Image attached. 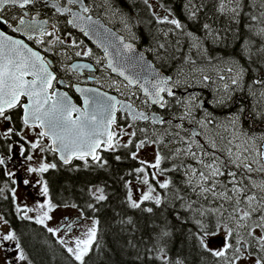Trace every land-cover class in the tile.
I'll list each match as a JSON object with an SVG mask.
<instances>
[{
	"label": "trees",
	"instance_id": "16d2710c",
	"mask_svg": "<svg viewBox=\"0 0 264 264\" xmlns=\"http://www.w3.org/2000/svg\"><path fill=\"white\" fill-rule=\"evenodd\" d=\"M142 1L127 5L125 0H112L121 10L128 12L131 22L135 17L138 25L136 43L140 49L148 53L154 64L170 77L178 78L181 73L185 74L186 70H190L188 67L204 70L209 68L205 63L211 60L209 57L222 56L235 60L247 70L244 86L236 88L233 96L230 99H223L224 103L218 107L224 113L228 112L227 114H235L244 108L247 114H252L249 117L250 122L258 121L264 124V121L255 116V113L260 111L255 109L253 103L256 97L249 96L248 101L245 99L248 97L246 93L248 85H253L252 81L260 79L259 76L264 74V48L259 49L261 52L255 49L264 45V31L261 29L263 27L258 26L264 25L262 22L264 17L260 16L261 12H264V0H241L242 15L238 22L230 11L221 14L218 10L220 0H191V4L189 0H156L160 16L149 11L151 10L149 2L145 4L144 0ZM185 5H188V8ZM232 7H235L234 3L230 6L226 3V8ZM189 8L198 9L195 19L190 17ZM169 11L172 14L170 18L180 20L182 29H176L167 23H157L156 18L168 15ZM251 16H257L258 20L252 21ZM205 24L209 25V29H204ZM247 25H252L251 30ZM257 28H260V31H257ZM166 29L169 30L167 35ZM188 33L198 38L199 47H192L195 42ZM160 45L164 47L161 48ZM254 53H258L259 57L255 58ZM189 57L196 61V66L186 63ZM183 64L187 68L182 66ZM197 78L199 82L204 83L203 76L199 75ZM195 85L202 84L196 82ZM200 95L201 98L206 97L204 99L209 108L211 96H203L201 93ZM239 96L244 99L236 102ZM181 108L179 103L173 104V108L166 112L170 115ZM244 113L239 121L240 134L243 136L258 134L261 128L249 126L247 119H244ZM12 114L15 121L20 123V109H14ZM131 153L130 148L123 146L119 153L115 149L105 152L102 157L103 163L88 161L63 164L55 161L56 167L45 172L47 198L50 202L58 206L75 205L85 217L93 218L97 222L96 240L84 257V264H163L160 259L161 249L170 264H177V261H181L182 264H230V249L226 251L224 257H216L199 244L197 235L202 234L200 225H204L209 232L218 233L224 226L223 218L220 217L216 205L217 211L214 212L212 206H206L202 202L192 204L190 195H194V191L183 179L184 172H169L172 183L168 192L158 188L161 193L159 205L155 201H143L139 208L130 206L127 185L129 181L134 180L135 170L142 165L138 159H133ZM117 156L121 157L119 161L116 160ZM230 170L238 172L235 166ZM243 177L248 182L246 186L252 184L250 176ZM252 177L256 178L254 175ZM260 177L264 180V175ZM177 178H180V182L175 187L174 182ZM6 180L0 172V185ZM241 183L244 185V180L239 182L238 186H242ZM226 186H229L228 182ZM94 188L103 190L104 200L95 199ZM227 190L230 191L229 188ZM0 204V210L10 222L29 264H80L43 224L18 216L11 196L1 198ZM148 208L152 211H146ZM245 223L248 228L247 232L244 230L243 237L256 243L254 237L248 236V231L257 224L256 213ZM230 228L232 229V226ZM235 228L233 232H241L242 228ZM259 230L261 232V229ZM165 232L168 235L165 236ZM208 239L212 243L211 236ZM232 240L233 237H230L229 241ZM210 244L209 248L212 247ZM256 248L255 255L261 257L263 251L258 244Z\"/></svg>",
	"mask_w": 264,
	"mask_h": 264
},
{
	"label": "snow or ice",
	"instance_id": "6c2138e0",
	"mask_svg": "<svg viewBox=\"0 0 264 264\" xmlns=\"http://www.w3.org/2000/svg\"><path fill=\"white\" fill-rule=\"evenodd\" d=\"M145 4L148 3V0H144ZM35 3V0H0V8H4L5 5H10L13 7L18 6L20 10H25L26 7L31 6ZM227 4H235V7L230 9L226 8ZM80 5L79 11H73L72 7H62L59 4H55V10L57 13L63 15L67 13L71 18L68 19V24L73 25V27H79L85 35H88L90 31L95 28L96 22L92 19L90 15H86L90 12V9L84 6L81 0H67V5ZM191 4V0H189ZM151 7V5H149ZM188 8V5H185ZM190 17L195 19L198 9L193 10L189 8ZM221 14H224L226 11H230L233 14V17L239 21V17L242 15V5L241 0H220L219 9ZM171 12L169 11L168 15L163 17H157V23L159 24H170L173 25L176 29H182L183 25L180 20L176 18H170ZM28 16L27 11H23V15L18 19L17 26H13L8 23V20L3 16H0V24L6 25L11 28L13 32H25L28 39H32V33L39 32L41 35L53 36L54 33H49L44 27L47 24V21H38L36 17H32L30 20L25 19ZM261 17H264V12H261ZM252 21H257V16H251ZM264 22V21H262ZM204 29H209V25L205 24ZM251 30L252 25H247ZM55 28V25H53ZM264 31V30H262ZM192 37L193 43L192 47H199V40L192 33H188ZM58 43H64L59 36L55 37ZM37 43H42L43 41H36ZM73 47H81L77 45L75 41L72 42ZM123 47L126 51H133L132 45L123 44ZM161 48L164 45H160ZM76 56H90L91 50L88 51H77ZM209 59H211L209 57ZM100 61L97 60V63ZM186 63H191L192 65L196 64V61L191 57L187 58ZM79 67V66H72ZM108 67H112L113 71L117 69L112 66L111 61H109ZM233 67H229L227 71L229 73L233 72ZM202 71V69H200ZM246 69L243 67L238 68L236 75L231 78V85L234 86L231 90L226 84L224 90L235 91L236 88H242L244 86V76ZM124 75L123 72L120 73ZM264 75V74H262ZM57 79L53 71L49 69V63L40 55L38 51H34L23 40L13 39L12 36L6 35L3 30H0V120L5 122L11 121V116L8 115L10 110L13 109H22L21 121L26 128H40L41 131L38 133L39 137H47L51 140V144L46 147L51 151H59L61 153V159L65 164L69 163L70 158L75 156L78 159H84L87 156H91L94 160H99L100 157L96 154L97 149L104 147L105 150L114 149L115 146L119 145V140L117 139V133L111 131V125L115 123L114 113L118 110L116 105L119 104L121 109H126L128 113L132 116L134 120H155V117H150L143 112L136 113L131 104H124L121 101H117L115 97H107L106 100H101L99 98H92L91 104L89 98H85L84 104L85 108L81 110L77 108L71 100L68 98L67 93H61L53 89V81ZM203 81L207 82L211 78L207 75L203 76ZM220 80H225L226 77L223 75L219 76ZM154 83L152 84L151 90L145 88V93L149 96V99L153 104H158L161 108L168 106L169 101L165 99L161 93H166L168 97H175V92L173 91L172 85L175 83L172 77H155ZM133 83V81H129ZM254 85H260L264 88V79H256L252 81ZM251 90L252 85H248ZM79 91H93L92 89H77ZM252 95L255 96V91H252ZM260 97L264 99V90L260 92ZM231 97L229 96L228 99ZM217 103H224L223 99L217 100ZM184 109L183 114L179 119L184 120L186 118L192 117L193 108L200 106L199 97L191 96L184 100L177 101ZM246 110L244 108L239 109V111L233 114L231 119V124L235 125L238 121L243 118V113ZM73 113H76L75 118H73ZM210 114H206V117ZM252 115V114H250ZM260 120L264 121V111H258L255 113ZM161 123H171V121L161 120ZM201 127H207L212 124L213 121L208 118L201 119L198 121ZM132 127V125H128ZM176 128H182V125H175ZM9 134H15L24 139L21 132L16 131L13 127H6V131L3 133L4 137L7 138ZM120 134L135 136V132L125 133L124 129H120ZM179 135V133H177ZM199 135V133H196ZM264 139V135L260 137ZM184 141V137H180ZM132 143V140H129V144ZM187 148L185 150L186 155H190L196 158L198 164H201L204 168L209 169V172L199 171L195 168L191 169V176L188 178V184H192V177H195L197 174L200 177V183L197 184V187L200 189L201 193H208L211 188L206 186L209 181H211L212 188L216 185V177L227 176L229 178L228 183L232 185L230 191L233 193L244 192L245 189L238 186L236 181L237 173L229 169V164L234 165L235 167H244L248 172L253 171L251 164L243 163V160L240 156H237V160H241L240 164H236L235 161L231 160L232 150L229 148V159L224 160L221 157L216 155V151H219L216 140L212 139L208 142L210 148L213 150L209 152L204 145L198 144L196 140H191V142L185 141ZM229 144L232 143L231 140L228 141ZM145 144V141H140L135 145L137 151L142 148ZM193 145H197L202 156L197 157V152L193 151ZM128 147V144L123 145ZM11 147V146H10ZM40 147V142L31 143L32 149H37ZM41 151H44V147H40ZM180 149H177L179 152ZM247 151V149H245ZM21 153L23 154V147L21 146ZM258 155L262 160H264V150L259 151ZM133 159L136 158V152L132 153ZM28 160H32L31 155L26 157ZM204 158H211L210 161ZM120 156L116 157V160L119 161ZM246 159V158H245ZM162 157L159 153L156 155L155 163L148 164L150 168L158 170V174L162 175L165 171L160 168ZM259 163V161H254ZM4 160L0 159V164H3ZM146 161H141V164H146ZM55 164L41 163L38 168L29 167V172L44 173L49 168H55ZM261 171H264V165H261ZM137 173H143L144 178L142 183L148 185V191L143 193L141 196V201L137 202L132 199L131 190H129L128 200L132 208H139L142 201H147L154 199L157 205L160 204V199L158 196L154 197L152 195L155 192V188L149 184L147 179V173L145 172L144 167L137 168L135 170ZM153 179H156V174L153 175ZM25 184H28L29 181L25 180ZM159 187L162 189H167L170 186V180H164L158 182ZM14 191V190H13ZM195 191V189H194ZM42 194L46 197L48 195V188L45 184L41 188ZM93 195L97 201H102L105 199L102 189H97ZM222 198L227 200H232V196H226L225 193L219 194ZM205 198H207L205 196ZM264 199V198H262ZM257 200L255 195L246 196L247 209L241 208L242 203L240 198L235 200V205L233 209V219L236 220L237 228L247 227L246 223H240L241 221H247L252 218L253 214L257 211H260V223L255 225V228L261 229V233L258 237L254 236V231L249 230L248 236L254 237L256 243L259 245L261 251H264V210L257 209L253 206L252 202ZM55 205L51 204L50 201L45 200L44 203L39 204L37 209L25 208L24 209V219H30L27 215L28 212L39 210L42 215L35 217V222L37 224H43L45 220L51 219L49 213L54 209ZM75 207V205H73ZM91 207V205H89ZM44 209H47L46 211ZM17 211H20L18 208ZM146 211L151 212L152 209L148 208ZM0 220H3V217H0ZM6 223V221H5ZM96 221L93 220L92 226L87 229L82 237L75 238V248L68 247L67 251L72 254L75 260L79 261L80 264H84V257L89 253L92 248L96 236L97 229L95 227ZM199 224L200 222L197 221ZM71 227V225H69ZM202 234L197 235L199 244L207 251H210L212 255L216 257H224L226 251L233 247L229 242V238L233 236V230L231 228H226V236L223 241V246L219 250H213L209 248L211 241L208 239L210 236H216V232H209L204 225H200ZM50 233L55 234L58 229L48 228ZM164 235H168L167 232ZM0 241H15L16 248L20 249V253L17 257L18 260H26V256L21 249L20 243L17 239V236L14 232L9 231L4 234H0ZM63 243V241H61ZM241 241L237 240V244H240ZM162 255L160 259L163 261V264H170L167 257L163 255V249L160 250ZM236 255L231 261V264H236V261L241 259L243 246L235 248ZM177 264H182L181 261H177ZM255 264H264V257L257 259Z\"/></svg>",
	"mask_w": 264,
	"mask_h": 264
},
{
	"label": "rangeland",
	"instance_id": "374dc122",
	"mask_svg": "<svg viewBox=\"0 0 264 264\" xmlns=\"http://www.w3.org/2000/svg\"><path fill=\"white\" fill-rule=\"evenodd\" d=\"M142 0H140L141 2ZM156 0H148V2L151 4V10H149L152 13L159 15V10L156 7ZM143 2V1H142ZM109 4L108 0H105L102 2L103 5ZM230 6L231 4H227ZM261 16V14H260ZM125 17L130 18L129 15L125 14ZM163 17V15L161 16ZM109 19L111 20L112 23L117 22L114 17L112 18L109 14ZM124 24H120L117 26V28L120 30L122 34L127 36L130 39H135L137 38L136 31L132 30V27L126 22L125 20L123 21ZM135 26H137V23L135 22ZM259 27L262 30L264 29L263 24H258ZM160 31L162 32V29L159 28ZM158 30V29H157ZM156 30V31H157ZM260 31V28H257V31ZM169 33V30H165V34L167 35ZM163 34V33H162ZM263 45V44H262ZM261 46V45H260ZM253 47L258 51L263 47ZM260 51V50H259ZM261 52V51H260ZM218 56H215L211 58V60H207L205 63L209 66L207 69H202L200 71V68L196 69L194 67H188L190 70H186L181 76L175 77L176 81L180 85H190L192 83H199L202 85H199L198 87L201 89L200 93L203 94V96H211L210 100H220V99H226L229 96L232 97L234 91H228L226 92L224 90V86L227 84L229 86V89L231 90L234 86L231 85V78L236 75V71L238 68L243 67L240 63H236L235 60L233 59H218ZM232 60V61H230ZM184 66V64L182 65ZM196 66V64L194 65ZM207 66V67H208ZM240 66V67H239ZM187 68V66H184ZM229 67H233V72L229 73L227 69ZM194 68V69H193ZM245 69V68H244ZM247 71V70H246ZM200 76L207 75L211 79L207 82L204 81V83L199 82L198 78ZM223 75L226 77L225 80H220L219 76ZM260 79H264L263 76H259ZM195 80V81H193ZM197 86V85H195ZM249 88V87H248ZM248 97L245 99L248 101L249 96L256 97L254 100V106L255 109H259L262 111L264 109V99L260 97V92L264 90L260 85H252L251 90L246 89ZM252 91H255L256 95H252ZM199 93V94H200ZM259 95V97H258ZM191 96H197V95H189L186 94L185 96L177 97L174 99L173 104H178L177 101L179 100H184L188 97ZM199 99L201 98V95H199ZM206 97H202L201 99H204ZM242 97H238V100L236 102H239L240 100L244 99ZM261 98V99H260ZM209 98H207L208 100ZM206 100V99H205ZM211 102L210 106L212 109H215L220 105L221 103H216ZM176 102V103H175ZM173 104L171 107V103L168 105V110L173 108ZM224 109V108H223ZM216 113H219L217 117L213 116L211 111L208 110V108H203V107H197L193 108L192 110V117L186 118L184 120L179 119V117L183 114L184 109L181 108L180 111L174 112L169 115V121L171 123H166L165 125L158 126L157 124H152L151 128L148 125L142 124V123H130L129 125H132V127L128 126H123L119 127L117 126L115 129H113L114 132L117 133V139L119 140V145L115 146L114 149L117 147L123 146L125 144H128V148L131 149L132 153L136 152V158L138 161H146L147 163L144 165H141V167H144L145 172L148 174L147 179L149 181V184L152 185L153 188H155V192L152 193L154 197L158 196L159 199L161 197V193L158 188L159 183L164 180H170L172 176L169 175V172H177L180 171L181 173L184 172V177L183 179L187 182L189 176H191V169L195 168L199 171H204V168L199 169V165L202 166L201 164L194 165L189 164L188 167H185L182 163H178L177 160L182 159L180 157H175V154L183 155L184 159L183 162L186 160L187 155L185 154V151H183V148L186 143L185 141L191 142V140H196L198 144L204 145V147L210 152L213 151L208 142L211 141L212 139L216 140L217 146L219 151H216V155L221 157L224 160L229 159V153L228 150L231 148L232 154H231V160L235 161L236 164H240L241 160H237L236 157L240 156L243 160V163L246 164H251L253 171L248 172L244 169V167H239L236 169L238 170L236 176V181L239 183L244 180V185L239 186L240 188L245 189L244 192L241 193H233L232 191H228L227 189H231L232 185L229 183V186L227 187V182L229 180L228 177L226 178H219L216 180V185L214 188H212L211 181L206 185L211 188V190L208 193H201L200 189L197 187V184L200 183V177L197 174L195 177H192V184L187 185L194 191V195H190V199L192 201V204H198L199 202H202L206 206H212L214 208V212L219 210L220 217L223 218L224 226L220 228L216 236H211V239L213 240L210 246L213 250H219L223 246V241L226 236V228H230L232 226V230L236 229L237 227L236 220L233 219V209L236 207L235 205V200L237 198H240L242 203L240 205L241 208L247 209V202H246V196L248 195H255L257 197V200L253 201L252 204L254 207L257 209H262L264 210V180L260 175H264V171H261V165H264L262 163V160L260 156L258 155L260 151V145L264 139H261L260 137L264 135V124H260L258 121H252L250 122V115L247 114L246 112L244 113V119H247V124L249 126H253L256 128H261L258 132V134L251 135L249 134L248 136H243L240 133L239 130V121L235 124H231V119L233 118V114H230V116L227 113H224L221 108L215 109ZM206 114H210L206 117ZM208 118L214 119L213 123L208 125L207 127H201L198 121L201 119ZM168 121V120H167ZM180 124L182 125V128H176L175 125ZM188 125L190 124H195V128H198L201 131V135L193 136L191 131L188 128ZM245 127V126H244ZM123 128L125 133H131L135 132V136L131 135H124L120 134V129ZM247 128V125H246ZM256 129H252V131H255ZM6 131V126L3 120H0V133L3 134ZM38 128H26L24 127L21 131V135H23L25 141L28 143V147L26 145L21 143V145L18 146V148L21 149V146L23 147V154L20 157L22 159V167L18 168V166H13L12 164H9V166H6L5 168V173L7 174V180L0 186L2 190L6 191L8 190L14 199L15 203V208L16 210L19 208L20 214L24 217V209L25 208H33L37 209V206L39 204L44 203L46 199H44V195L41 192V188L43 187V180L41 178V173L37 172H29L28 169L29 167L32 168H38L41 163H47L43 151L40 150V147H44L43 143L40 142V137L38 136L39 133ZM179 133V135H177ZM180 137H184V141L180 139ZM201 138V140H199ZM129 140H133L132 144H129ZM231 140L232 143L229 144L228 141ZM40 142V147L37 149H32L31 148V143L33 142ZM140 141H145V144L142 148H140L138 151L135 147L137 143ZM170 141V142H169ZM178 142L179 145H178ZM25 148H28V155L25 154ZM172 152V154L169 152ZM177 149H180L179 152H177ZM247 149V151H245ZM199 154L197 157H201L202 154L197 150ZM131 153V155H132ZM159 153L162 157L161 160V165L160 168L164 169L165 171L163 172L162 175L158 174V170L154 168H150L147 165L148 164H154L156 155ZM31 155L33 157L32 160H28L26 157ZM26 156V157H25ZM172 156V157H171ZM17 156H11L9 158V162L12 163L15 161L14 159ZM246 158V159H245ZM208 159V158H204ZM180 161V160H179ZM254 161H259V163H256ZM234 167V165L229 164V167ZM209 172L210 170L207 169ZM207 173V172H206ZM156 174V179H153V175ZM245 176H250V180L252 182L251 185L246 186L248 182H246ZM254 175L256 178L254 179L252 177ZM144 178L143 173H137L134 178V180L129 181L127 185V196L129 194V190H131L132 194V199L140 202L141 201V196L143 193H146L148 191V185H145L142 183V180ZM27 180L29 181L28 184H25L24 181ZM172 183V180H170ZM180 182V178H177V181L174 182V186H178ZM170 183V184H171ZM226 184V185H225ZM99 188H94L93 193ZM162 189V188H161ZM168 189H163L164 192H168ZM14 190V191H13ZM191 190V191H192ZM225 193L226 196H232V200H227L226 198H222L219 194L220 193ZM191 193V192H189ZM198 193V194H195ZM205 196L207 198H205ZM47 198V197H46ZM203 200V201H202ZM147 201H155L154 199L147 200ZM143 202V201H142ZM201 203V204H202ZM217 206V210L215 209ZM210 208V207H209ZM45 211L47 209H44ZM259 212V214L257 213ZM256 212V220L257 224L260 223V219L258 216H260L261 212L257 211ZM27 215L30 217V220L35 221V217L38 215H42V213L39 210L36 211H31L28 212ZM49 216L51 219L45 220L43 225L48 229V228H53V229H58L55 234H53L58 240L63 241V244L66 248L68 247H73L75 248V238L76 237H82L83 234L87 231L89 227L92 226L93 218H88L83 215L80 209H78L76 206L73 207V205L70 206H55L54 209L49 213ZM73 218L74 216L78 217V221H75L74 229L72 232H68L66 229H59L60 224L65 221V217ZM81 219H80V218ZM246 221H241L240 223H245ZM96 227V225H95ZM247 227H242L241 232L238 233L237 231L233 232V240L229 241L233 247L230 248V253H231V258L230 260L232 261L236 255L235 248L236 247H241L243 246V252L241 259L236 261V264H255V261L257 259H260L261 257H264V251L261 253V257H257L255 254L257 252V243L250 242L251 240H248L247 238L243 237V232L246 230L247 232ZM252 230L254 231V236H259L260 235V230L258 228L253 227ZM9 231H12L8 224L5 223L4 220H0V234L7 233ZM216 238V239H215ZM218 238H221L220 240ZM237 240H240L241 243L237 244ZM4 243H7L10 247L7 248L5 251L3 249ZM16 242L15 241H0V264H12L10 263V258L6 257L8 255V252L11 251V249L15 250L14 253V258L15 261L13 264H29V262L26 260L20 261L17 259L20 249H17L15 246ZM252 244V245H251ZM13 257V255H11ZM231 264V262H230Z\"/></svg>",
	"mask_w": 264,
	"mask_h": 264
},
{
	"label": "flooded vegetation",
	"instance_id": "af4514ba",
	"mask_svg": "<svg viewBox=\"0 0 264 264\" xmlns=\"http://www.w3.org/2000/svg\"><path fill=\"white\" fill-rule=\"evenodd\" d=\"M103 1L105 0H81L82 4L90 9V12L87 13L86 15H90L91 17H94V18H100L105 24H107L108 26H110L111 28L119 32L120 34L122 33L117 28V26L120 24H124L123 22L124 20L128 22V24L132 27L133 31L138 32L137 30L138 25L135 26V17L133 18L134 20H132L131 22L130 18L125 17V14L129 15L128 12L121 10V8L117 6V4L115 5L114 2H112V0H108L109 4L107 3V5H103L102 4ZM135 2L140 3V0H125V3L127 5H132ZM57 3L59 4V6H62V7H72L73 11H79L80 9L79 4L67 5V0H35V3L31 6L26 7L25 10H20L18 6L13 7L10 5H5L4 8H0V16H3L5 19H7L8 23L13 26H17L18 19L20 18V16L23 15V11L28 12V16L25 17V19L30 20L32 17H36L38 21H47V24L49 27L47 31L49 33H54L53 36L41 35L38 32V34L32 35V39H28V37H26L22 33L13 32L11 28L3 24H0V30H3L7 35H10L12 37L23 39L24 42H26L32 48L36 49L37 51L41 53L42 57L49 63L50 69L54 72V74L57 77V79L53 81L52 90L62 89L66 91L73 98L74 103L80 106L81 99L74 92V89H73L74 85L77 84L81 86L98 87L100 89H104V91L106 90L108 92L114 93L120 99H124V100L131 102L136 108L140 110H144L148 112L159 111L161 115H164L166 119V120L164 119L165 121L169 120V117H168L169 115H167L168 113L166 112V110H168L169 105L162 109L156 108L155 105L150 104L147 101V99L144 98L140 94L137 87L129 86L124 81H122V79L113 75L111 71L106 67V59L104 58L102 52L91 43V41L83 34L82 31L77 30L71 24H68L67 14L64 13L63 15H61L60 13L56 12L54 5ZM109 14L112 18L114 17V19L117 22L112 23L111 20L109 19ZM53 25H55V28H53ZM56 36H59L62 40H64V43L62 44L58 43L55 39ZM125 38L135 42V39H130L127 36H125ZM38 40L43 41V42L37 43L36 41ZM73 41H75L77 45H81V47L71 46ZM88 50H91L92 54L90 56H84V55L76 56L75 54L77 51L83 52V51H88ZM253 56L257 58L259 57V54L254 53ZM217 58L225 59V57H222V56H218ZM97 60H99L100 62L97 63ZM73 63L74 65L79 66V67H75V68L72 67ZM174 85H175L176 90L182 87L190 88L192 89V91L186 92V94L197 95L198 97H200L199 93L201 89L198 86H195L194 84L180 85V84H176L175 82ZM186 94H184L183 96H185ZM180 95L181 94L179 92L177 91L175 92V98L181 97ZM175 98L166 97L165 99L169 101V103H171L172 105ZM211 102H214V100L211 101L209 99L208 110L211 111L213 116L217 117L219 113H216L215 109L219 107L212 109L210 106ZM13 110L9 111L8 115H10L12 119L9 122L4 121L5 126L13 127L16 131L21 132L22 129L25 127L22 124V121L20 118L22 115V109H20V114H19L20 123L15 121V117L12 114ZM228 115L230 116V114ZM212 120L214 121L213 118ZM134 122L138 123L137 121H133L127 115L126 112L118 111L116 114L115 123L112 124V131L117 126L119 127L128 126L130 123H134ZM142 123H146L151 128L152 123H150L149 120L144 121ZM163 125H165V123ZM158 126H162V125H158ZM187 126L189 130L191 131H192V126L197 127V125L195 124H190V125L187 124ZM38 129L39 131H41L40 128ZM196 129L198 130V133L201 135V131L198 128ZM193 131H195V129H193ZM199 140H201V138ZM40 142L43 143L44 145L45 150L43 151V155H44L46 162H48V164H54L55 161L60 162V160L57 157V154L54 151H51L46 147L47 145L51 144L50 140L47 137H40ZM21 143H23L25 147L26 145L28 147L27 141H25V139H21L20 136L15 135V134H9V136L5 138L4 135L0 133V159L4 160V163L0 164V172L3 173L4 179H7V174L5 173L6 166H9V164H12L13 166H18V168L22 167V159H20V157L22 156V153H21V149L18 148V146L21 145ZM179 143L180 142H178V145ZM122 148L123 146L117 147L115 151L119 153ZM186 148H187V144L184 145L183 151H185ZM197 150H198L197 145H193V151H196L198 155L199 152ZM107 151H112V149L105 150L104 147H101L100 149L97 150L96 154L100 157L99 160L90 159L89 157H85L84 159H78L74 157L70 163L88 162V161H99L103 163L102 157H104V154ZM169 152L172 154L170 149H169ZM25 154L28 155V148H25L24 155ZM11 156H17L14 159L15 161H13L12 163L9 162V158ZM175 157L182 158V159H179L180 161L179 160L177 161L181 165L183 163L185 167H188L189 164H192V163L194 165H197L196 158L190 155H187V158L184 162H183V159H184L183 155L175 154ZM208 159H211V158H208ZM44 175H45V172L41 173L40 175L44 182L43 186L46 184ZM219 178H222V177H216L214 179L218 180ZM6 196L12 197V194L8 190L4 191L2 190V188H0V201H1V198H5ZM46 197L44 196V199L48 200V198ZM51 204L53 203L51 202ZM70 205L71 204H64L60 206H70ZM55 206H58V205H55ZM0 207H1V204H0ZM16 212L18 216L23 218L20 212H18L17 210ZM0 217H3V220L6 221L9 228L12 230V232H14V230L12 229L10 225V222L8 221L7 217L4 215V213L1 210H0ZM75 221H78L77 216H74L73 218H69L66 216L65 221H63L60 224L59 229H66L68 232H72L74 229ZM69 225H71V227H69ZM8 247L10 246L7 243H4L3 249L5 251L7 250ZM14 253H15V250L11 249V251L8 252V255L6 256L10 258V263L12 264L15 261ZM11 255H13V257H11Z\"/></svg>",
	"mask_w": 264,
	"mask_h": 264
},
{
	"label": "water",
	"instance_id": "95a60500",
	"mask_svg": "<svg viewBox=\"0 0 264 264\" xmlns=\"http://www.w3.org/2000/svg\"><path fill=\"white\" fill-rule=\"evenodd\" d=\"M65 14H67V13H65ZM67 16H68V19L71 18L68 14H67ZM92 19L96 22L95 28L92 31H90L88 35H85L84 32L83 31L82 32L91 41V43L94 46H96L102 52L104 58L106 59V67L112 72V74L121 78L127 84H129L131 86H137L138 89L140 90L141 94L144 95L151 104H153L151 102V100L149 99V96L145 93L144 89L147 88V89L151 90L152 84L155 82L154 81L155 77H161V76L162 77H170V76H168L166 73H164L162 70H160L154 64V62L148 57L147 53L144 50L138 48V46L135 42H132L130 40H126L123 35L118 33L113 28L109 27L100 18L92 17ZM44 27L47 30L49 29L48 24H45ZM74 28H76L77 30H80L79 27H74ZM20 33H22L23 35L28 37L27 34H25V32L21 31ZM34 34H38V32L32 33V35H34ZM13 39L23 40V39L15 38V37H13ZM24 43L27 44L26 42H24ZM125 43L132 45L133 51H131V52L126 51L123 47V44H125ZM28 46L30 48H32L30 45H28ZM32 49L34 51H37L34 48H32ZM40 55H41V53H40ZM109 61H111L112 66L117 69L116 71H113L112 67H108ZM72 66H74V63L72 64ZM49 69H50V67H49ZM121 72H123L124 75H121L120 74ZM130 80L133 81V83H130L129 82ZM170 86L172 87L173 91L175 92L173 84ZM73 89H74V92L81 99V105L80 106L77 105L76 103H74L73 98L66 91H64L62 89H56V91L61 92V93H67V96L71 100V102L77 108H80L81 110H83L85 108L84 100L86 97L89 98L90 104H91L92 98H99L101 100H106L107 97H115L117 101H121L124 104H131L130 102H128L126 100L119 99L115 94H112L110 92H106V91H104L98 87L75 85ZM77 89H92L93 91H79ZM187 91H190V89L180 90L181 93H185ZM164 94H166V93H161V95H163V96H164ZM154 105H156L158 108H161L158 104H154ZM201 106L207 107V104L205 102H201ZM116 107L121 112H127L128 113V111L126 109H121L119 104H117ZM132 108L136 113L143 112L146 115H149L150 117L154 116L155 120L150 119L153 123H161L160 121L163 120V117L157 111L156 112H145L142 110H138L133 105H132ZM117 111L114 113L115 120H116ZM73 115L76 116V113H73ZM75 116H73V118H75ZM129 116L132 118V116L130 114H129ZM141 121H145V120H141ZM110 130H112V125H111ZM192 134L194 136H196V131H192ZM50 143H51V140H50ZM260 149H261V151L264 150V141L261 143ZM54 152L57 154V157L60 160V162L65 164L63 162V160L61 159V153L59 151H54ZM74 157L75 156L70 158L69 163L71 162V160ZM87 157H89L90 159H93L91 156H87ZM262 162L264 163V160H262ZM69 163H67V164H69Z\"/></svg>",
	"mask_w": 264,
	"mask_h": 264
},
{
	"label": "bare ground",
	"instance_id": "6f19581e",
	"mask_svg": "<svg viewBox=\"0 0 264 264\" xmlns=\"http://www.w3.org/2000/svg\"><path fill=\"white\" fill-rule=\"evenodd\" d=\"M261 99V98H260Z\"/></svg>",
	"mask_w": 264,
	"mask_h": 264
}]
</instances>
